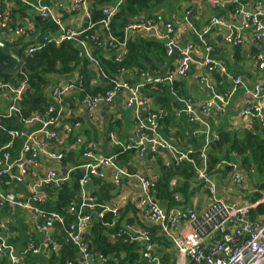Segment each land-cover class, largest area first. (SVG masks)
<instances>
[{
	"label": "crops",
	"instance_id": "0c3cea01",
	"mask_svg": "<svg viewBox=\"0 0 264 264\" xmlns=\"http://www.w3.org/2000/svg\"><path fill=\"white\" fill-rule=\"evenodd\" d=\"M75 1L77 0H2L4 10L0 13L2 28L0 42L7 45L10 50L19 49L21 53H26L31 47L43 43L45 37L61 34L65 29L83 30L86 25L84 11L72 10ZM256 1L264 8V0H242L241 5H237L232 0H164L154 11H151L157 18H152V20L156 19L153 21L157 25L154 32L146 35L139 31H132L130 34L122 31V42L126 47L128 41L134 42L140 38H147L148 41L159 40L167 46L166 58L157 69L149 72L135 70L120 73L119 71L115 76L131 86H141L139 97L148 102L140 109L129 106L127 93L117 94L110 104H98L93 111L85 103L86 97L81 99L79 96L80 90L71 91L61 101L57 100L53 94L55 88L84 81L85 75L82 74L83 70L80 67L71 74L49 78L52 85L47 91V97L50 107L56 112L58 123L48 128H44L39 123L25 124L23 122L25 118H21L20 113L11 110L15 98L13 90L16 89L7 87L0 89V123L13 127L8 130L3 124L0 125V138L3 133H8L10 137V140L2 146L10 145L4 151V153L8 152L10 158L6 162L0 160V238L13 248L19 258L18 264L26 255L39 258L38 264L106 262L104 257L98 255L94 258L91 256L90 262L86 263L81 248L70 236L71 227L74 228V235L80 234L83 238L93 227L90 222L93 219L94 205L99 204L90 193L93 176L86 185L80 182L81 190L78 194H74L77 200L72 202L74 208L61 213L59 202L56 201V191L52 189L50 191L49 186L54 189L60 187L64 181L49 185L46 183V178L48 172L53 170L58 177L67 180L73 168L62 166L60 161L50 158L51 154L64 155V152L75 150L85 144L98 159L116 157L118 153L126 151L131 139L146 123L147 113L150 110L160 112L169 119L168 135L163 134L160 129L158 132L161 131L160 137L174 147L175 153L167 150L158 152L165 156L160 155L163 165L175 161L177 155L202 153L208 142H212V139L221 132L230 133L236 139H240L245 132H253L264 139V98H259L260 93H257L259 86L264 87V67L261 66L264 63V38L259 39L252 26L242 28L238 39L232 36V30L241 28L246 14L253 12ZM41 8H48L60 17L61 30L59 28L55 34H45L40 25L42 16L39 9ZM142 16L145 19L146 16ZM150 19L151 17H148L145 20ZM213 22L217 24L204 34ZM168 23L175 28L172 42L167 39ZM111 32L98 28L88 37L92 40L98 38L104 41L109 38ZM112 35L118 40L119 37L114 33ZM84 41L86 47L82 42H71L76 44L79 56L93 67L94 77L90 80V86H100L107 81L112 88L111 82L100 75L99 69L104 73L105 71L99 61L95 58L99 64L96 66L87 57L88 51L93 52L91 40L89 42V39H84ZM117 46L115 56H120L124 52V46ZM170 47H173L172 53L169 52ZM106 50L109 52V49ZM182 51L189 52L191 62L187 73L180 76L177 72L181 65L179 54ZM9 59L11 64L4 70L3 75L15 80L18 74H6V71L12 68V60ZM208 61L220 67L209 70L206 65ZM221 68H224L230 77ZM201 76L208 77V80L202 81ZM237 77L242 79V83H235L234 78ZM0 84H3V81H0ZM217 95L224 99L223 103L217 101ZM189 104L196 113L200 114L202 122L195 120L193 115L187 112ZM208 104H212V107L208 113H203ZM256 107L261 109L260 114L257 115L256 112L252 115L245 114L246 111L255 110ZM12 131H21L23 137L12 140L10 136ZM50 133H57L56 139H48L47 134ZM32 134L43 140L44 149L27 168H21L19 162L22 157L32 156L23 150L27 138ZM70 138L74 141L73 144L69 143ZM18 139L21 143L14 145ZM78 140H81V143H78ZM148 153L150 152H147L143 159L136 154L128 161L121 160L120 163H116L118 168L121 167L129 173V176L123 178L119 184L113 181L114 169L104 171V176L99 179L114 186L112 191L114 197L112 203L106 205L102 211L104 214L112 212L114 217L118 218L119 211L123 213L129 210L128 218H137L131 225L125 226V232L130 239L141 246L140 259L132 264H191V259L181 254L174 239L162 232V224L153 222L147 217V207L143 203L144 195L139 177L153 182L160 171L156 157L148 158ZM235 162H225L234 167L227 177L220 175L208 177L209 182L216 186L214 195L210 194V197L204 190L196 191L189 198L186 209L192 208L197 214L202 215L209 210L215 200L223 202L229 208L247 206L250 203L249 194L251 195L253 183L249 176L246 178L245 173L239 170V165L237 161ZM190 163L193 164L194 160L192 159ZM68 168L70 170L66 171ZM236 171L243 176L245 185L240 186L233 182L232 176ZM82 174L83 177L85 172ZM183 182L182 178L173 179L172 190ZM34 197L40 198L41 202H35ZM152 197L155 201L154 196ZM21 204H29L42 213L34 214ZM158 206L167 213L166 202ZM86 209L90 212L87 213ZM53 213L59 214L63 222L48 223V216ZM86 215H90L92 219L83 225L81 219ZM65 217L74 221L66 222ZM142 222L148 227H158L159 234L155 235L151 229L143 227ZM40 226H47V232L40 231ZM170 231L173 236L192 244L194 232L189 227V221L178 222ZM145 232L149 234L148 241L140 238ZM228 234L235 236L234 230H230ZM111 239L114 240L115 237L112 236ZM148 245L152 248V258L145 254ZM213 247L214 238L211 236L201 243L204 251H211ZM53 253L57 254L56 259L52 258ZM4 254L8 258V264H11L7 253L0 254V262L6 258Z\"/></svg>",
	"mask_w": 264,
	"mask_h": 264
},
{
	"label": "trees",
	"instance_id": "16d2710c",
	"mask_svg": "<svg viewBox=\"0 0 264 264\" xmlns=\"http://www.w3.org/2000/svg\"><path fill=\"white\" fill-rule=\"evenodd\" d=\"M119 1L91 0L90 11L93 14V22L98 23L103 18L102 11L104 8L116 5ZM163 2L164 0H124L111 20L110 31L119 37L118 40L122 42V31H124L129 22L142 23L156 18V16L152 15L151 11H154ZM2 10H4V4L0 0V13ZM142 15L146 16L145 19L148 17H151V19L140 21L138 18ZM40 25L46 35L55 34L59 31L58 25L50 19L42 18ZM98 28L100 26L97 24L92 30L86 32L82 40L89 39V42L91 40L93 46L92 54L103 66L106 75L111 78H115L119 71L120 73L122 71L130 72L135 70L138 72H149L152 69H157L166 58L167 46L162 41H148L149 39L147 38H140L134 42L128 41L127 52L122 56L120 55L121 57L115 56L116 49L118 48L117 44L108 45V48H101L99 47V42L103 41H100L98 38H93L92 40L88 37V35L95 32ZM1 32L2 28L0 26ZM106 49H109V52H106L108 51ZM119 57L120 60H118ZM20 58L23 62L22 74L18 75L15 80H10L9 76L3 75V72L10 66L11 61L0 50V81L17 89L20 87L25 76L29 80V85L18 106L20 111V115H18L21 118H30L33 115L45 116L44 114L50 108L47 91L51 87L52 82L49 78L51 76L71 74L78 67L82 68V74L85 75V78H83L84 85L79 93L81 99H85L87 96L94 97L98 94H104L111 89V85L107 81L100 86H90V80L94 77L93 67L89 66L87 60L79 56L78 48L73 42H64L60 45L49 44L43 50L33 55H27L22 52ZM156 114L159 116V129L163 131V134L168 135L169 119L164 115L162 116L160 112H156ZM2 124L8 130L13 129V127L5 123ZM2 124L0 123V125ZM71 138L69 143L73 144L74 141ZM9 140L8 133L1 134L0 148ZM17 143H21V141L19 139L16 140L14 145ZM205 149L206 161L200 157L201 153L199 152L187 155L189 159L194 160L193 164L187 160H183L180 163L171 161L167 165H163L161 161L162 153H148V158L156 157V162L160 166L159 176L153 181L154 185L151 188V195L154 196L155 201L158 204L166 202L168 207L167 214L179 212L183 214L188 211L195 212L192 208L186 209L189 198L199 190H204L210 197L212 195L209 193L208 182L199 177V172L202 171L200 169L205 166L203 170H206L208 177L218 175L227 177L234 167L233 165L225 164V162L236 163L235 161H237L239 170L245 173L246 178L249 176L252 180L253 187L251 195L249 194L250 203L248 204L252 207L249 220L257 221L260 216L264 215V139L253 132H245L240 139L233 138L230 133L221 132L216 138L212 139V142ZM87 151L91 150L87 149L85 144H83L75 150L71 149L64 152V158L60 163L62 166L73 168L70 178L65 180L60 187L53 189L49 186L50 191L51 189L54 192L56 191V201L59 202L61 213L68 212L74 208V203L72 202L76 199L74 194H78L81 190L80 180L84 172L81 166L86 163L84 153ZM137 152L135 149L120 152L116 155V160L119 163L121 160L128 161L132 155L136 156ZM2 154H4V151L1 152V156ZM196 168H199V170H196ZM99 178L92 177L90 193L92 198L96 199L101 205H94L93 219L90 222V225L93 227L83 238V243L87 245L93 258L101 255L106 259V262L103 264L135 263L140 259L141 246L130 239L129 235L125 232V226L127 224L131 225L137 218L129 219V210L123 213L119 211L118 218L114 217L112 212L105 213L102 218L97 217V214L106 205L108 206L112 203L114 197L112 195L114 186ZM176 178H182L184 182L172 190V180ZM178 208L180 209L178 210ZM86 212L89 213L90 210L86 209ZM134 213L136 214V212ZM65 221L71 223L74 220L65 217ZM125 221L127 222L124 223ZM142 226L151 229L155 235L159 234L158 227H148L143 222ZM112 236L115 237L114 240L111 239ZM72 254L74 253L72 252ZM4 257L6 258H3L0 264H8L6 254H4ZM57 257V254L53 253L52 258L56 259ZM39 262V258L33 257V255H26L20 264H38Z\"/></svg>",
	"mask_w": 264,
	"mask_h": 264
},
{
	"label": "built area",
	"instance_id": "2783aa9c",
	"mask_svg": "<svg viewBox=\"0 0 264 264\" xmlns=\"http://www.w3.org/2000/svg\"><path fill=\"white\" fill-rule=\"evenodd\" d=\"M124 0H120L116 5L111 7L104 8L102 11L103 18L98 22H93V14L90 11V2L91 0H77L75 1L72 10L75 12L79 9L84 11L85 17V27L83 30H63L61 34L53 35L45 37L43 43L38 44L37 46L31 47L26 54L33 55L37 52L43 50L49 44H57L60 45L64 42L71 41H79L82 42L86 47V42L82 40L83 36L89 30H92L97 24L100 28L110 31V24L112 18L116 15L117 9L119 5ZM237 5H241L242 0H232ZM39 13L43 19H50L55 22L61 30L62 21L60 17L54 12L50 11L48 8L39 9ZM217 24V22H213L209 28L204 31V34H207L212 26ZM254 27L257 37L259 39L264 38V8L263 5L256 1L254 3L253 12L250 14H246L243 25L241 28H235L232 30V36L235 39L240 37V32L242 28ZM156 22L153 20L142 22V23H130L125 28V34H130L132 31H139L146 35L151 34L156 30ZM168 30L167 39L172 40V36L175 33V28L172 24L168 23L166 25ZM123 45L124 55L127 52L125 43L117 40L112 32L109 35V38L104 40L103 42H99V47L108 48V45ZM116 47V46H115ZM114 48V47H113ZM169 52H173V47L169 48ZM121 55V56H122ZM120 56V57H121ZM87 57L93 65L98 66V61L95 59L94 55L91 54L90 51L87 52ZM120 57L118 60H120ZM179 58L181 61V65L178 68L177 74L182 76L185 75L188 71L189 64L191 62V58L188 51H182L179 54ZM207 67L209 70H214L217 67H220L218 64H213V62L208 61ZM264 67V63L261 64ZM213 68V69H212ZM223 72L229 76V73L221 68ZM101 72L100 75L103 76L104 79H107L111 82L112 88L108 90L104 94H98L94 97L87 96L85 99V103H87L89 109L91 111L101 103L110 104L117 94L127 93L129 95L128 104L129 106H135L138 109L141 108L144 104H147V100L139 97V88L129 85L128 83L119 80L118 78H111L106 75L102 69H99ZM230 77V76H229ZM172 79V77H171ZM202 81H207L208 77L201 76ZM28 78L25 76L22 81L20 87L14 91L15 98L14 104L11 108L12 111L20 113L18 104L22 100V96L24 95L27 87H28ZM236 84L242 83V79L237 77L234 78ZM83 81L78 84H70L61 87H57L54 89V96L57 100L61 101L62 98L71 91L80 90L83 88ZM12 87L5 84H0V89ZM257 93H260L259 98H264V87L259 86L257 88ZM217 101L224 102V99L221 96H216ZM212 107V104H208L206 108L202 111L203 113H208L209 109ZM187 112L192 114L195 120L202 122L200 114L196 113L191 104L187 107ZM260 114L261 109L256 107L255 110L246 111V115H252L253 113ZM55 110L53 107H50L45 116L33 115L30 118L23 119L25 124L31 123H39L44 128H48L52 125H56L58 123V117L55 115ZM1 129V128H0ZM159 130V116L156 114V111L150 110L147 113V121L144 123L140 129L135 134L134 138L131 139L129 144L127 145L125 150L135 149L137 150L138 157L143 159L146 156L147 152L158 153L160 151H170L175 153L174 147L167 142L166 140L160 137L158 132ZM10 136L12 140L17 138H22L23 133L21 131H12L10 132ZM57 137V133L47 134V138L50 140H54ZM1 140V138H0ZM78 143H81V140H78ZM207 144L206 148L209 146ZM10 145L0 148V160H4L5 162L10 158L8 152L2 154L1 152L5 151ZM44 142L42 139L38 138L35 134L29 136L23 146V150L27 153H30L31 158L22 157L20 160L19 167L27 168L30 163L37 159V155L44 148ZM204 161H206V149L200 155ZM84 157L86 159V163L81 166L82 170L85 172L84 176L81 178L80 182L82 185H86L89 182V178L91 176L100 177L104 176V171L109 169L115 170V175L113 181L116 184H119L120 181L129 176V173L122 169L121 167H117L116 157L109 159H98L96 158L90 151L84 153ZM50 158L61 161L64 158L63 154L56 155L51 154ZM174 160L176 162H181L183 160L192 161L187 156L177 155ZM199 177L202 180L208 182L209 190L212 195L215 194L216 186L209 182V178L206 174V170H202L199 172ZM233 182L243 186L246 181L243 176L238 173V171L234 172L232 176ZM62 181H65L63 178L57 176L56 172L51 170L48 172L46 183L49 184H59ZM140 186L144 195L143 203L147 207V217L153 222H159L162 224L161 230L164 233L169 234L175 241L177 247L179 248L181 254L184 257L191 259V264H264V215L260 217L257 221L253 222L249 220V215L251 211V206L247 205L245 207H227L223 202L219 200H215L213 204L210 206L209 210L202 215H198L193 211H188L186 213H176V214H167L161 209L158 204L153 200L151 195V188L154 183L145 178H140ZM35 202H41L40 198L34 197ZM22 207L29 209L34 214H41L39 210L31 207L29 204H21ZM104 216V212H100L98 214L99 218ZM92 217L90 215H86L81 219V223L83 225L90 221ZM189 221V227L191 231H193V241L192 244H188L182 238H178L172 235L171 227L174 226L178 221ZM63 222L62 217L59 214L53 213L48 216V222ZM1 228V226H0ZM39 230L42 232H47V226H40ZM229 230H234L235 236L232 237L229 233ZM74 228L71 227L70 236L75 244H77L84 256V260L86 263L90 262L91 254L88 250L86 244L83 243V237L80 234H73ZM214 238V247L211 251H204L201 248V243L208 237ZM141 239L149 240V234L147 232L142 233L140 236ZM151 246H147L146 256L152 258ZM7 253L10 258L11 264H18L19 258L15 255L14 250L11 246H9L4 240L0 238V254Z\"/></svg>",
	"mask_w": 264,
	"mask_h": 264
},
{
	"label": "water",
	"instance_id": "95a60500",
	"mask_svg": "<svg viewBox=\"0 0 264 264\" xmlns=\"http://www.w3.org/2000/svg\"><path fill=\"white\" fill-rule=\"evenodd\" d=\"M143 19H144V16H141L140 20H143ZM167 42H168V40H166V43ZM0 50L4 55L8 56L12 60V68L7 70L6 74H12V75L18 74V75H20L22 73V69H23V62L21 61V58H20L21 51L19 49L10 50L7 47V45H5L2 42H0ZM69 170H70V168H68L66 171H69ZM111 208L113 209L114 207H111Z\"/></svg>",
	"mask_w": 264,
	"mask_h": 264
}]
</instances>
